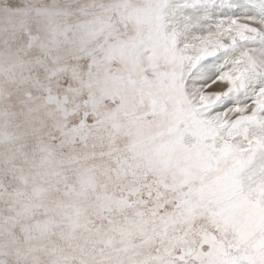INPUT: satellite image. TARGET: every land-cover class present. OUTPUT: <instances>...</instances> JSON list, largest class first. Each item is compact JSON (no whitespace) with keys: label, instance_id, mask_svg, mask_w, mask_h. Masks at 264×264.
I'll return each mask as SVG.
<instances>
[{"label":"snow or ice","instance_id":"obj_1","mask_svg":"<svg viewBox=\"0 0 264 264\" xmlns=\"http://www.w3.org/2000/svg\"><path fill=\"white\" fill-rule=\"evenodd\" d=\"M0 264H264V0H0Z\"/></svg>","mask_w":264,"mask_h":264}]
</instances>
